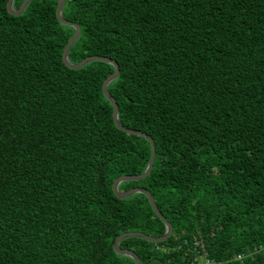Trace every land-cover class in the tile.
<instances>
[{
  "label": "trees",
  "instance_id": "16d2710c",
  "mask_svg": "<svg viewBox=\"0 0 264 264\" xmlns=\"http://www.w3.org/2000/svg\"><path fill=\"white\" fill-rule=\"evenodd\" d=\"M23 0H14L17 9ZM0 0V264H135L159 237L141 174L149 141L118 129L114 66L67 67L57 0ZM68 51L116 61L120 123L149 135L141 180L173 232L120 241L141 264H264V0H65ZM198 241L203 248L194 244ZM240 256V258H238Z\"/></svg>",
  "mask_w": 264,
  "mask_h": 264
},
{
  "label": "water",
  "instance_id": "95a60500",
  "mask_svg": "<svg viewBox=\"0 0 264 264\" xmlns=\"http://www.w3.org/2000/svg\"><path fill=\"white\" fill-rule=\"evenodd\" d=\"M13 1L14 0H7V4H6L7 10H8V12L10 14L19 15V14H21L24 11L25 7L27 6V4L31 0H23L17 9L13 8ZM64 1L65 0H57V6H56V12H55L56 18H57V20L60 23L73 27L74 28V33L70 37L68 42L66 43L65 47L63 48V51H62V61H63V63L67 67L72 68V69H79V68H81L82 66H84L85 64H87L88 62H91V61H103V62H107V63L113 65L114 66V71L104 79V81L102 83V86H101L103 95L106 97V99L112 105V119H113V123L118 129H120L123 132H126L128 134H134V135H139V136L145 137L149 141V144H150V157H149V160H148V163H147V166H146L145 170L141 174L119 176L112 183V190H113L114 195L117 198L124 199L126 197H129V196L135 194V193L144 194L147 197V199H148V201H149V203L151 205V208L153 209L155 214L162 220V222L165 225V232L159 237L150 236V235H147V234L139 232V231L125 232V233H122V234H120V235H118L116 237V239H115V241L113 242V245H112L114 251L116 253H118V254L126 255V256L131 257L134 260L135 264H141V260L139 259V257L136 255L135 252H133L130 249L121 248L120 247V241L125 239V238H129V237H138V238H142V239H145V240L153 242V243L162 242V241L166 240L172 234L173 229H172L171 224L166 220V218L158 210V208H157V206L155 204L153 196L151 195V193L146 188H144V187H132V188L126 190V191H120L118 189V186L123 181H130V180L138 181V180H141V179L145 178L151 172L152 167H153V162H154V156H155L154 143H153L152 138L149 135H147L145 132H142V131H139V130H136V129L126 128L119 121L117 103H116L115 99L111 96V94L108 92V89H107L108 84L112 80H114L119 74V67H118V65H117L115 60H113L111 58H108V57H105V56L92 55V56H88V57L84 58L83 60H81L78 63H72V62L69 61V59H68V51H69L71 45L79 37L80 28L75 22L66 20V19H64L62 17V13L61 12H62V8H63V5H64Z\"/></svg>",
  "mask_w": 264,
  "mask_h": 264
},
{
  "label": "built area",
  "instance_id": "2783aa9c",
  "mask_svg": "<svg viewBox=\"0 0 264 264\" xmlns=\"http://www.w3.org/2000/svg\"><path fill=\"white\" fill-rule=\"evenodd\" d=\"M198 243H199L198 241L194 242L195 245L200 246V248H203V246ZM238 258H240V256H238ZM183 264H222V263L209 258L205 251H203L202 253L197 251L196 255L194 256V258L190 263H183Z\"/></svg>",
  "mask_w": 264,
  "mask_h": 264
}]
</instances>
